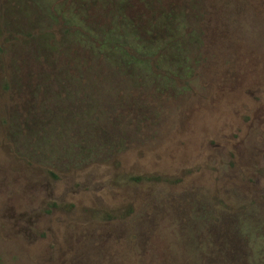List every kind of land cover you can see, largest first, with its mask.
I'll list each match as a JSON object with an SVG mask.
<instances>
[{
    "label": "rangeland",
    "instance_id": "1",
    "mask_svg": "<svg viewBox=\"0 0 264 264\" xmlns=\"http://www.w3.org/2000/svg\"><path fill=\"white\" fill-rule=\"evenodd\" d=\"M0 264H264V0H0Z\"/></svg>",
    "mask_w": 264,
    "mask_h": 264
}]
</instances>
